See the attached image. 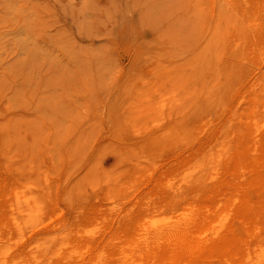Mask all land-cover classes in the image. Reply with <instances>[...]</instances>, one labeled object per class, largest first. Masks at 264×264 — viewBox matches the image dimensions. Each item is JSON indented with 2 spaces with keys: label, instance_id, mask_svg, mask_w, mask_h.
Returning a JSON list of instances; mask_svg holds the SVG:
<instances>
[{
  "label": "rangeland",
  "instance_id": "374dc122",
  "mask_svg": "<svg viewBox=\"0 0 264 264\" xmlns=\"http://www.w3.org/2000/svg\"><path fill=\"white\" fill-rule=\"evenodd\" d=\"M263 48L264 0H0V264H264Z\"/></svg>",
  "mask_w": 264,
  "mask_h": 264
},
{
  "label": "bare ground",
  "instance_id": "6f19581e",
  "mask_svg": "<svg viewBox=\"0 0 264 264\" xmlns=\"http://www.w3.org/2000/svg\"><path fill=\"white\" fill-rule=\"evenodd\" d=\"M257 5H258V4H257ZM259 8H260V7H259ZM259 11H260V10H259ZM258 13H259V12H258ZM261 16H262V14H261ZM259 18H260V17H259ZM262 18H263V17H262ZM260 21H261V20H260ZM262 21H263V20H262ZM257 22H259V21H257ZM258 27H259V26H258ZM258 33H259V32H258ZM262 38H263V37H262ZM263 49H264V48H263ZM232 65H233V64H232ZM229 73H230V72H229ZM248 74H249V73H248ZM234 107H235V106H234ZM233 110H234V109H233ZM222 111H223V110H222ZM234 112H235V111H234ZM218 121H219V120H218ZM213 124H214V123H213ZM224 124H225V123H224ZM209 128H210V127H209ZM262 129H263V128H262ZM219 130H220V129H219ZM204 133H205V132H204ZM207 133H208V132H207ZM218 133H219V131H218ZM259 133H260V132H259ZM203 136H204V135H203ZM190 146H191V145H190ZM204 150H205V149H204ZM252 150H253V148H252ZM195 151H196V150H195ZM232 152H233V151H232ZM247 152H248V151H247ZM251 152H252V151H251ZM197 154H198V153H197ZM201 154H202V153H201ZM260 164H262V163H260ZM220 165H221V164H220ZM257 165H258V164H257ZM174 174H175V173H174ZM135 188H136V187H135ZM221 190H222V189H221ZM204 191H205V190H204ZM207 193H208V192H207ZM215 194H216V193H215ZM240 194H241V193H240ZM201 197H202V196H201ZM199 198H200V197H199ZM202 199H203V198H202ZM126 201H127V200H126ZM199 201H200V200H199ZM240 203H241V202H240ZM194 206H195V205H194ZM190 208H191V207H190ZM192 208H193V207H192ZM194 209H195V208H194ZM182 210H183V209H182ZM185 210H186V209H185ZM193 211H194V210H193ZM167 212H168V211H167ZM190 212H191V211H190ZM182 213H183V212H182ZM190 214H191V213H190ZM191 215H192V214H191ZM183 216H184V215H183ZM231 216H232V215H231ZM174 217H175V216H174ZM176 217H177V216H176ZM178 217H179V216H178ZM232 217H233V216H232ZM167 218H168V217H167ZM227 218H228V217H227ZM168 219H169V218H168ZM168 219H167V220H168ZM173 219H174V218H173ZM180 219H181V218H180ZM185 219H186V218H185ZM170 220H172V219H170ZM177 220H178V219H177ZM177 220H176V221H177ZM188 220H189V218H188ZM222 220H223V219H222ZM163 221H165V220H163ZM173 221H174V220H173ZM179 221H180V220H179ZM168 222H169V221H168ZM189 222H190V221H189ZM189 222H188V223H189ZM172 223H173V222H171V224H172ZM174 223H175V222H174ZM219 223H220V222H219ZM161 224H162V223H161ZM176 224H177V222H176ZM186 224H187V223H186ZM186 224H185V222H184L183 225L186 226ZM159 225H160V223H159ZM163 225H164V224H163ZM165 225H168V224H165ZM165 225H164V226H165ZM169 225H170V224H169ZM173 225H174V224H173ZM181 225H182V224H181ZM230 225H231V224H230ZM156 226H158V225H156ZM185 226H184V227H185ZM151 227H152V226H151ZM165 227H166V226H165ZM165 227H164V231L167 229V228H165ZM167 227H168V226H167ZM169 227H170V226H169ZM173 227H174V226H173ZM182 227H183V226H182ZM186 227H187V226H186ZM42 228H43V227L38 228V230H37L35 233H37L38 231L40 232ZM155 228H156V227H155ZM158 228H159V230H160V228H163V226L161 225V227H158ZM158 228H157V229H158ZM43 229H44V228H43ZM153 229H154V228H153ZM153 229H151V230L153 231ZM157 229H156V230H157ZM168 229H169V228H168ZM174 229H175V228H174ZM174 229H171V230L175 232ZM176 229H177V227H176ZM154 230H155V229H154ZM161 230L163 231V229H161ZM171 230H170V231H171ZM185 230H186V228H185ZM188 230H189V228H188ZM157 231H158V230H157ZM168 231H169V230H168ZM41 232H44V231L42 230ZM45 232L47 233V231H45ZM149 232H150V230H149ZM158 232H160V231H158ZM174 232H173V233H174ZM176 232H177V230H176ZM185 232L187 233L188 231L186 230ZM185 232H184V233H185ZM154 233H155V235H156L157 232L155 231ZM160 233L163 234L164 232H160ZM33 234H34V233H33ZM33 234H31V236H32ZM147 234H148V233H147ZM150 234H152V233H150ZM164 234H165V233H164ZM164 234H163L162 236H164ZM174 234H175V233H174ZM199 234H200V233H199ZM165 235H166V234H165ZM169 235H170V234H169ZM175 235H176V234H175ZM175 235H173V238L176 237ZM184 235H186V237H187L188 233H187V234H184ZM184 235H183V236H184ZM190 235H192V233H191ZM193 235H194V234H193ZM202 235H203V234H202ZM204 235L207 236L208 234H204ZM227 235H228V234H227ZM31 236H28V237L30 238ZM150 236H151V235H150ZM170 236H171V235H170ZM177 236H178V235H177ZM194 236H196V235H194ZM200 236H201V235H200ZM206 236L204 237V239L206 238ZM152 237H154V236H152ZM160 237H161V236H160ZM201 237H202V236H201ZM201 237H200V238H201ZM209 237H210V236H209ZM29 238H28V239H29ZM155 238H156V237H155ZM165 238H166V237L164 236V239H165ZM167 238H168V237H167ZM183 238H184V237H183ZM198 238H199V237H198ZM211 238H212V237H211ZM34 239H35V238H34ZM131 239H132V238H130V240H131ZM152 239H153V238H152ZM174 239L177 240V238H174ZM174 239H173V240H174ZM188 239H189V236H188ZM209 239H210V238H209ZM148 240H150V238H149ZM162 240H163V238H162ZM166 240H167V239H166ZM170 240H172V239H170ZM170 240H169V241H170ZM184 240H186V239L184 238ZM184 240H183V243L186 242V241L184 242ZM200 240H201V239H200ZM200 240H199V245H200V242H201ZM202 240H203V239H202ZM211 240H212V239H211ZM143 241H144V240H143ZM150 241H151V240H150ZM153 241H154V240H153ZM164 241H165V240H164ZM177 241H178V240H177ZM187 241H189V240H187ZM193 241H194V240H192V242H193ZM196 241H197V239H196ZM205 241H208V240H205ZM205 241H204V242H205ZM215 241H217L216 238H215ZM88 242H89V241H88ZM161 242H162V241H161ZM161 242H160V243H161ZM171 242H172V241H171ZM171 242H170V243H171ZM138 243H139V242H138ZM148 243H150V242H148ZM158 243H159V242H157V244H158ZM160 243H159V244H160ZM168 243H169V242H168ZM181 243H182V242H181ZM194 243H195V241H194ZM194 243H193V247H194V245H196V244H194ZM213 243H214V242H213ZM215 243H216V242H215ZM151 244H152V242H151ZM151 244H149V249H148V251H149L150 249H151V251H152V248H150V247H151ZM157 244H156V245H157ZM163 244H164V243H163ZM173 244H174V242H173ZM185 244H186V243H185ZM188 244H189V243H188ZM201 244H202V242H201ZM203 244H204V243H203ZM165 245H166V244H165ZM165 245H163V247H165ZM168 245H169V244H168ZM181 245H182V244H181ZM197 245H198V244H197ZM197 245H196L195 247H197ZM146 246H147V245H146ZM152 246H155V244L152 245ZM172 246H174V245H172ZM87 247H89V244H88ZM133 247H134V246H133ZM141 247H142V246H141ZM144 247H145V246H144ZM161 247H162V246H161ZM168 247H169V246H168ZM183 247L185 248L184 244H183ZM195 247H194V248H195ZM202 247H203V245H202ZM102 248H103V247H102ZM146 248H147V247H146ZM156 248H158V247L156 246ZM171 248H172V247H171ZM171 248H170V249H171ZM173 248H174V247H173ZM176 248H178V247H177V243H176ZM184 248H183V249H184ZM200 248H201V247H200ZM200 248H199V249H200ZM196 249H197V248H196ZM209 249H210V248H209ZM84 250H86V249H84ZM142 250H143V249H142ZM145 250H146V249H145ZM154 250H155V249H153V253L158 252V251H156L157 249L155 250L156 252H155ZM164 250H165V249H164ZM173 250H174V249H173ZM184 250H185V249H184ZM184 250H183V251H184ZM187 250H188V249H187ZM200 250H201V249H200ZM178 251H179V250H178ZM194 251H195V250H194ZM194 251H193V253H194ZM197 251H198V250H197ZM202 251H203V250H202ZM140 252H141V251H140ZM144 252H145V251H144ZM186 252H187V251H186ZM186 252H185V253H186ZM169 253H170V252H169ZM169 253H168V254H169ZM174 253H175V251H174ZM181 253H182V252H181ZM185 253H184V254H185ZM198 253L200 254V251H199ZM13 254H14V253H13ZM16 254H17V252H16ZM16 254H15V255H16ZM84 254H85V252H84ZM144 254H145V253H144ZM147 254H150V253H147ZM151 254H152V253H151ZM151 254H150V255H151ZM171 254H172V253H171ZM191 254H192V253H191ZM156 255H157V253H156ZM156 255L153 254V256H151V257H153V259H156V260H157V257H158V256H156ZM158 255H159V254H158ZM174 255H175V257H176V254H174ZM174 255H171V257L174 256ZM177 255H178L177 257H179V254H177ZM196 255H197V254H196ZM134 256H135V255H134ZM144 256H145V255H144ZM168 256H170V255H168ZM181 256H182V255H181ZM192 256H193V255H192ZM213 256H214V255H213ZM74 257H75V256H74ZM74 257H72V258H74ZM137 257H138V256H137ZM182 257H183V256H182ZM67 258H68V257H67ZM75 258H77V257H75ZM140 258H141V257H140ZM140 258H139V259H140ZM145 258H146V257H145ZM180 258H181V257H180ZM185 258H186V257H185ZM133 259H134V257H133ZM139 259H138V262H139ZM143 259H144V258H143ZM147 259H148V257H147ZM147 259H146V260H147ZM149 259H150V257H149ZM164 259H168L167 256H166ZM172 259H173V257H172ZM178 259H179V258H178ZM183 259H184V258H183ZM195 259H196V258H195ZM86 260H87V259H86ZM86 260H85V261H86ZM156 260H155V261H156ZM174 260L177 261L176 259H174ZM209 260H210V259H209ZM124 261H125V260H124ZM159 261H160V260H159ZM171 261H172V260H171ZM179 261H180V260H179ZM68 262H69V261H68ZM75 262H76V261H75ZM143 262H145V261H143ZM166 262H167V260H166ZM169 262H170V259H169ZM141 263H142V261H141ZM146 263H147V262H146ZM54 264H56V263H54ZM138 264H139V263H138ZM158 264H159V262H158ZM166 264H168V263H166ZM175 264H177V263H175ZM240 264H241V263H240Z\"/></svg>",
  "mask_w": 264,
  "mask_h": 264
}]
</instances>
